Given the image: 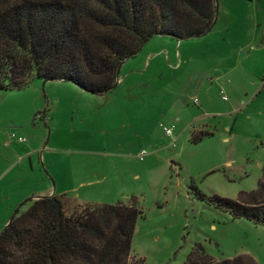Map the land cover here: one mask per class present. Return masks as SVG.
<instances>
[{
  "label": "rangeland",
  "instance_id": "1",
  "mask_svg": "<svg viewBox=\"0 0 264 264\" xmlns=\"http://www.w3.org/2000/svg\"><path fill=\"white\" fill-rule=\"evenodd\" d=\"M214 3L208 32L150 37L103 93L38 78L0 91V231L59 179L85 176L103 179L100 202L141 210L128 264H184L197 245L264 264V226L195 192L237 199L264 180V0Z\"/></svg>",
  "mask_w": 264,
  "mask_h": 264
},
{
  "label": "trees",
  "instance_id": "2",
  "mask_svg": "<svg viewBox=\"0 0 264 264\" xmlns=\"http://www.w3.org/2000/svg\"><path fill=\"white\" fill-rule=\"evenodd\" d=\"M215 8L214 0H0V91L38 78L103 93L150 37L200 36L211 29ZM195 192L232 218L264 226V180L237 199ZM138 216L132 198L33 199L0 231V264H128ZM184 264L256 263L247 255L216 261L197 245Z\"/></svg>",
  "mask_w": 264,
  "mask_h": 264
},
{
  "label": "crops",
  "instance_id": "3",
  "mask_svg": "<svg viewBox=\"0 0 264 264\" xmlns=\"http://www.w3.org/2000/svg\"><path fill=\"white\" fill-rule=\"evenodd\" d=\"M256 4H258L256 2ZM228 6H225L224 8V15L225 13H229V10L227 9ZM96 173L93 174L95 176ZM85 179H59L58 180V186H56V192L55 194H64L66 196H70L72 198H75L79 202H100L101 200L99 188L95 187L97 183L103 182V179H90L84 176ZM66 182H72L73 185H61L62 183ZM75 183V184H74ZM40 196H48L52 192L50 188H46L42 192H40Z\"/></svg>",
  "mask_w": 264,
  "mask_h": 264
},
{
  "label": "built area",
  "instance_id": "4",
  "mask_svg": "<svg viewBox=\"0 0 264 264\" xmlns=\"http://www.w3.org/2000/svg\"><path fill=\"white\" fill-rule=\"evenodd\" d=\"M220 93H221V92H220ZM222 99H225V97L222 96ZM193 102H197L196 98H193ZM161 130H162L163 134H164L166 137H171V136H172V129H171V128H169V127H165V126H161ZM9 136H10V137H14V134L11 133ZM16 140L19 141V142H22V141H24V138H22V137H17ZM173 142H174V140L171 139V140L169 141V146L173 147V146H174V143H173ZM146 153H147V152H146L144 149H140V150L138 151V153H137V157H138V159H139V160H142V158L144 157V155H145Z\"/></svg>",
  "mask_w": 264,
  "mask_h": 264
},
{
  "label": "water",
  "instance_id": "5",
  "mask_svg": "<svg viewBox=\"0 0 264 264\" xmlns=\"http://www.w3.org/2000/svg\"><path fill=\"white\" fill-rule=\"evenodd\" d=\"M214 21H215V17H213V19H212V22H211V24H210V27L213 25V23H214ZM209 27V28H210ZM209 30V29H208ZM208 30L206 31V32H208ZM205 32V33H206ZM204 33V34H205ZM203 35V34H202ZM114 84H115V82H114ZM40 197H43V196H36V197H33V199H37V198H40ZM18 208H19V206L18 207H16V209L13 211V213L11 214V216L9 217V219H8V221L14 216V214L18 211ZM7 221V222H8Z\"/></svg>",
  "mask_w": 264,
  "mask_h": 264
}]
</instances>
